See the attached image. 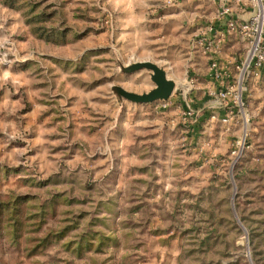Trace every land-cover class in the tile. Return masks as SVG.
<instances>
[{
	"label": "rangeland",
	"instance_id": "obj_1",
	"mask_svg": "<svg viewBox=\"0 0 264 264\" xmlns=\"http://www.w3.org/2000/svg\"><path fill=\"white\" fill-rule=\"evenodd\" d=\"M216 10L0 0V264H264V74L238 80V42L214 83L192 40ZM142 60L166 100L111 90H151Z\"/></svg>",
	"mask_w": 264,
	"mask_h": 264
},
{
	"label": "built area",
	"instance_id": "obj_2",
	"mask_svg": "<svg viewBox=\"0 0 264 264\" xmlns=\"http://www.w3.org/2000/svg\"><path fill=\"white\" fill-rule=\"evenodd\" d=\"M211 1L217 4L215 19L197 31L192 40V48L206 56L214 83L219 86L223 84V78L228 76L220 56L224 44L233 36L245 49L243 59L237 66L238 80L264 74V0ZM243 13L249 16L240 18L239 15ZM215 20L223 24L217 25ZM219 94L224 98H239V92L231 86H226V90L221 88Z\"/></svg>",
	"mask_w": 264,
	"mask_h": 264
},
{
	"label": "water",
	"instance_id": "obj_3",
	"mask_svg": "<svg viewBox=\"0 0 264 264\" xmlns=\"http://www.w3.org/2000/svg\"><path fill=\"white\" fill-rule=\"evenodd\" d=\"M151 71L150 78L155 86L148 92L137 93L131 90H126L119 85H112L111 90L118 98H125L134 103H148L157 99L166 100L175 89V81L167 77L166 72L155 63L142 60L135 61L127 66L122 67L126 73H131L140 69Z\"/></svg>",
	"mask_w": 264,
	"mask_h": 264
},
{
	"label": "crops",
	"instance_id": "obj_4",
	"mask_svg": "<svg viewBox=\"0 0 264 264\" xmlns=\"http://www.w3.org/2000/svg\"><path fill=\"white\" fill-rule=\"evenodd\" d=\"M144 4H146V1H144ZM128 13H130V12H128ZM129 16V19H131V20H135L136 18H137V16L138 15H134V14H130V15H128ZM240 16V18H245L246 16L248 17L249 16V14L248 13H243V14H240L239 15ZM126 17H127V14H126ZM215 23L217 24V25H220V24H223L222 22H220V21H216L215 20ZM238 43V41H237V39H236V37H230L227 41H226V43L224 44V46H223V48H222V52H221V58H227L228 59V55H229V53H231V51H232V48H234V46L236 45ZM231 50V51H230ZM227 56V57H226ZM225 62H227V63H229L230 61H225ZM230 66V65H229Z\"/></svg>",
	"mask_w": 264,
	"mask_h": 264
},
{
	"label": "trees",
	"instance_id": "obj_5",
	"mask_svg": "<svg viewBox=\"0 0 264 264\" xmlns=\"http://www.w3.org/2000/svg\"><path fill=\"white\" fill-rule=\"evenodd\" d=\"M35 36L43 37L44 35H43V33H40L37 28H35Z\"/></svg>",
	"mask_w": 264,
	"mask_h": 264
}]
</instances>
